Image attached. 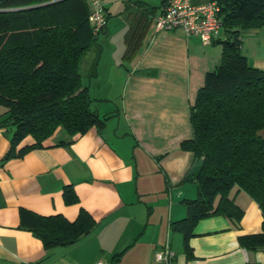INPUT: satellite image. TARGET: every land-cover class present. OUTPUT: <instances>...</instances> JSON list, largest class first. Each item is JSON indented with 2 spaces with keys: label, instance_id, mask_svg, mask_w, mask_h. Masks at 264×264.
<instances>
[{
  "label": "crops",
  "instance_id": "1",
  "mask_svg": "<svg viewBox=\"0 0 264 264\" xmlns=\"http://www.w3.org/2000/svg\"><path fill=\"white\" fill-rule=\"evenodd\" d=\"M105 1L107 24L80 67L104 125L73 138L58 129L44 146L19 154L34 141L27 136L9 157L13 129L0 125V264H164L156 252L167 245L175 251L171 264H264L263 248L240 243V235L261 231L263 217L237 187L230 196L244 210L239 223L222 214L199 220L191 256L173 229L197 196L186 178L197 158L182 142L193 136L191 106L222 44L156 30L165 0ZM242 51L264 69V28L244 30ZM67 190L78 202L67 203ZM24 209L70 221L85 209L97 225L73 244L46 248L22 224Z\"/></svg>",
  "mask_w": 264,
  "mask_h": 264
},
{
  "label": "trees",
  "instance_id": "2",
  "mask_svg": "<svg viewBox=\"0 0 264 264\" xmlns=\"http://www.w3.org/2000/svg\"><path fill=\"white\" fill-rule=\"evenodd\" d=\"M217 1L221 31L212 41L222 44L221 60L197 93L193 136L182 142L204 159L194 180L197 196L186 200L187 216L173 228L183 233L189 256V239L202 218L222 214L239 223L244 210L230 196L235 187L259 204L263 217L261 231L240 235V243L264 249V69L242 51L244 30L264 28V0ZM90 12L89 0H0V125L13 129L7 157L27 136L34 141L19 154L44 146L58 129L73 138L104 125L107 117L92 108L80 69L98 37ZM65 199L79 200L69 190ZM21 220L46 248L73 244L97 225L85 209L74 221L24 209Z\"/></svg>",
  "mask_w": 264,
  "mask_h": 264
},
{
  "label": "built area",
  "instance_id": "3",
  "mask_svg": "<svg viewBox=\"0 0 264 264\" xmlns=\"http://www.w3.org/2000/svg\"><path fill=\"white\" fill-rule=\"evenodd\" d=\"M91 12L89 20L94 33H99L107 23L105 0H89ZM220 4L217 0L195 3L192 0H168L160 14L156 15V30L181 29L187 35H199L204 43H209L221 31L219 17ZM175 251L166 246L156 252V259L171 264ZM94 264H109L100 259Z\"/></svg>",
  "mask_w": 264,
  "mask_h": 264
},
{
  "label": "water",
  "instance_id": "4",
  "mask_svg": "<svg viewBox=\"0 0 264 264\" xmlns=\"http://www.w3.org/2000/svg\"><path fill=\"white\" fill-rule=\"evenodd\" d=\"M203 165H204V159H202V158L197 159L186 175L187 180H189V181L196 180V178L201 173Z\"/></svg>",
  "mask_w": 264,
  "mask_h": 264
},
{
  "label": "bare ground",
  "instance_id": "5",
  "mask_svg": "<svg viewBox=\"0 0 264 264\" xmlns=\"http://www.w3.org/2000/svg\"><path fill=\"white\" fill-rule=\"evenodd\" d=\"M89 3H90V2H89ZM166 3H167V2H166ZM166 3H165V4H166ZM90 7H91V5H90ZM105 7H106V1H105ZM106 10H107V8H106ZM162 10H163V9H162ZM162 10H161V12H162ZM161 12H160V13H161ZM160 13H159V14H160ZM89 21H90V20H89ZM90 23H91V22H90ZM155 23H156V18H155ZM106 24H107V23H106ZM91 25H92V24H91ZM105 26H106V25H105ZM104 28H105V27H104ZM104 28L102 29V31L104 30ZM167 30H171V29H167ZM93 31H94V30H93ZM102 31H100L99 33H97V35H99ZM95 34H96V33H95ZM219 35H220V33H219ZM219 35H218V36H219ZM218 36H217V37H218ZM215 38H216V37H215ZM212 40H213V39H212ZM209 43H210V42H209Z\"/></svg>",
  "mask_w": 264,
  "mask_h": 264
},
{
  "label": "rangeland",
  "instance_id": "6",
  "mask_svg": "<svg viewBox=\"0 0 264 264\" xmlns=\"http://www.w3.org/2000/svg\"><path fill=\"white\" fill-rule=\"evenodd\" d=\"M0 107H2L3 109H5L3 106L0 105Z\"/></svg>",
  "mask_w": 264,
  "mask_h": 264
}]
</instances>
